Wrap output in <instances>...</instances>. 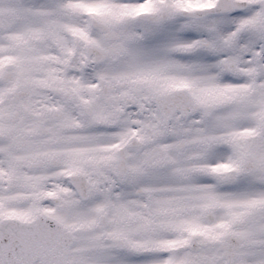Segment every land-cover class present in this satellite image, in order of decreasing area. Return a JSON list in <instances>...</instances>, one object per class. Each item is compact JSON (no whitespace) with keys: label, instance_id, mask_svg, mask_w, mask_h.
Here are the masks:
<instances>
[{"label":"snow or ice","instance_id":"1","mask_svg":"<svg viewBox=\"0 0 264 264\" xmlns=\"http://www.w3.org/2000/svg\"><path fill=\"white\" fill-rule=\"evenodd\" d=\"M0 264H264V0H0Z\"/></svg>","mask_w":264,"mask_h":264}]
</instances>
